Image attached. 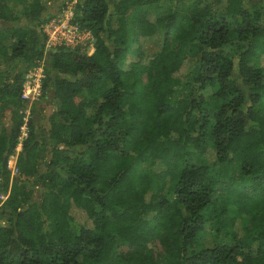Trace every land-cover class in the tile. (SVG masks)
Masks as SVG:
<instances>
[{"label":"trees","instance_id":"obj_1","mask_svg":"<svg viewBox=\"0 0 264 264\" xmlns=\"http://www.w3.org/2000/svg\"><path fill=\"white\" fill-rule=\"evenodd\" d=\"M43 10L0 0V264H264V0H75L89 54Z\"/></svg>","mask_w":264,"mask_h":264},{"label":"built area","instance_id":"obj_2","mask_svg":"<svg viewBox=\"0 0 264 264\" xmlns=\"http://www.w3.org/2000/svg\"><path fill=\"white\" fill-rule=\"evenodd\" d=\"M75 0L66 3L61 8V14L56 19V21H49L47 23L48 28L43 30L46 34L45 47H50V41L54 40L53 46L62 45L65 47H81L80 40L86 39L89 41L90 52L93 50V38L88 31L80 30L78 25L73 22V6ZM79 44V45H78ZM82 50V49H81ZM43 76V67L38 64V66L33 67L25 75L22 82V88L20 93V99L23 103V123L20 127V135L18 137V144L20 146L21 139L26 135V120L29 115L30 104L41 97V79Z\"/></svg>","mask_w":264,"mask_h":264},{"label":"rangeland","instance_id":"obj_3","mask_svg":"<svg viewBox=\"0 0 264 264\" xmlns=\"http://www.w3.org/2000/svg\"><path fill=\"white\" fill-rule=\"evenodd\" d=\"M40 1L44 7V10L42 13V18L47 19L46 22H44L41 25L42 29L45 30L46 28H48L47 23L49 21H52V20L56 21V19L60 16L61 8L66 3H69L73 0H40ZM179 5H177V7H179L180 10H185V7L179 6ZM172 7H173L172 3L164 2L160 6L153 8L154 11L151 10V11H153V13L152 12L151 13L155 14V15H161L165 11H169L170 9H172ZM126 28H127V30H129V24H126ZM154 40H155L154 37H149V38H145L142 42H140L139 48L141 49V51L144 54H148V53H150L151 50L154 49V47H155L154 46L155 43L153 42ZM50 43H51L50 47H53L54 40L50 41ZM79 43H81L80 45L79 44L78 45L81 47L82 50L86 51L88 54L91 53L90 49H89V41L88 40L82 38ZM47 48H49V47H47ZM38 64L43 66V60L41 59L37 63V65H35V66L28 67L27 70L23 74V79L25 78V75L28 73V71L32 70L33 67L38 66ZM183 69L179 73V76H182L183 73L185 72V71L183 72ZM43 80H44V74H43L42 79H41V84H42ZM0 83H1V79H0ZM41 90H42V88H41ZM45 90L47 91V89H45ZM50 94L51 93L49 91H47L45 96L41 95L40 98L33 101L29 106L30 107L29 116L32 117L33 119H35L43 127H47V115L51 111L50 101L47 98V97H49ZM258 105H259V110L261 112H263L264 111V102L263 103L259 102ZM21 109H23V104H22ZM1 115H2V117H1L2 123L7 126L8 121H9V110L7 108L3 109L1 112ZM19 150H20V146H16L14 153L11 156H9V158L7 160V167H8V169H10L11 177H13V178L15 177L14 160H15L16 153ZM225 171H228V173H232V172H238V169L233 164H231L230 166H227ZM2 199H3V197H2Z\"/></svg>","mask_w":264,"mask_h":264}]
</instances>
